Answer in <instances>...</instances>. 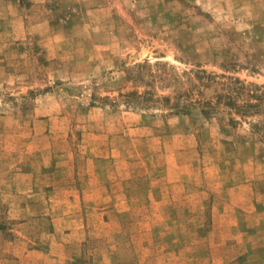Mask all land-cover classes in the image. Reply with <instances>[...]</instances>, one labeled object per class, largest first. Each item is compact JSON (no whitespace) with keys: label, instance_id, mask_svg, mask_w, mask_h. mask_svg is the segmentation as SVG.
<instances>
[{"label":"rangeland","instance_id":"obj_1","mask_svg":"<svg viewBox=\"0 0 264 264\" xmlns=\"http://www.w3.org/2000/svg\"><path fill=\"white\" fill-rule=\"evenodd\" d=\"M0 264H264V0H0Z\"/></svg>","mask_w":264,"mask_h":264}]
</instances>
